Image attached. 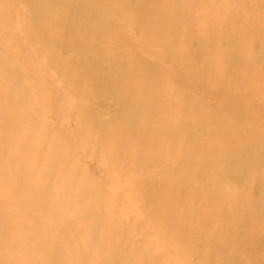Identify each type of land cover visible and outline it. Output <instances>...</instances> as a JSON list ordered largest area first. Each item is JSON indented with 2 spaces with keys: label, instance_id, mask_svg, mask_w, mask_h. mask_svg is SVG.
<instances>
[{
  "label": "bare ground",
  "instance_id": "obj_1",
  "mask_svg": "<svg viewBox=\"0 0 264 264\" xmlns=\"http://www.w3.org/2000/svg\"><path fill=\"white\" fill-rule=\"evenodd\" d=\"M0 264H264V0H0Z\"/></svg>",
  "mask_w": 264,
  "mask_h": 264
}]
</instances>
